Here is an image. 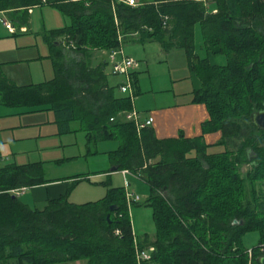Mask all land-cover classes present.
<instances>
[{
    "label": "trees",
    "instance_id": "1",
    "mask_svg": "<svg viewBox=\"0 0 264 264\" xmlns=\"http://www.w3.org/2000/svg\"><path fill=\"white\" fill-rule=\"evenodd\" d=\"M207 1L155 0L132 6L122 0H0V12L20 24L28 21L30 8L46 4L69 19L45 33L54 78L17 86L0 77L1 99L47 105L61 132L70 131L71 121L79 119L94 142L115 140L116 148L108 152L111 164L148 184L143 204L150 206L155 224L154 238L136 237L126 189L111 186L109 179L100 199L70 202L71 188L87 178L75 177L64 195L31 207L13 190L47 182L42 164H9L0 168V264L80 259L87 264H260L264 130L252 123L250 114L264 109V0H214L215 12L208 11ZM196 25L201 48L222 62L212 64L196 52ZM133 32L157 41L165 51L184 50L189 70L201 83L192 101L208 112L200 135L159 138L151 125L138 128L125 119L133 110L132 98L115 94L122 82L110 83L108 61L92 65L90 57L95 50L121 49ZM58 40L61 44L55 45ZM63 46L75 56L66 59ZM110 68L117 75L112 64ZM135 72H130L134 81ZM215 132L220 138L206 142L203 134ZM215 145L221 150L209 152ZM244 163L251 169L241 176L238 165ZM246 185H252L250 195ZM112 205L117 208L111 210ZM247 232L259 233L251 247L243 242ZM143 250L149 258H139L137 252Z\"/></svg>",
    "mask_w": 264,
    "mask_h": 264
},
{
    "label": "crops",
    "instance_id": "2",
    "mask_svg": "<svg viewBox=\"0 0 264 264\" xmlns=\"http://www.w3.org/2000/svg\"><path fill=\"white\" fill-rule=\"evenodd\" d=\"M135 1L137 5H143L154 2L155 0ZM46 6L54 8L51 5L46 4ZM207 7L208 11L215 12L217 10L214 0H208ZM35 8L36 7L31 8L28 12V21L24 24H20L16 17L8 13L0 12V77H3L8 83L17 86L39 84L49 81L55 76L54 58L50 45L45 40V33L50 29L64 25L61 24V26H58L57 24L40 22L39 16L35 15ZM5 19L14 26L15 32H10L5 27ZM198 27L200 28L199 25H196L195 45H199L200 50L204 52V56H207L212 64L222 62V57L212 54L211 52L206 53L204 49L201 48L203 40L202 33L201 38L197 35ZM124 43H131L140 47L155 43L161 52L165 51L157 41L149 39L142 40L136 32L130 33L127 39L122 42V44ZM175 48L183 50L182 48L173 47L165 52ZM98 52L99 50H95L91 54L90 60L92 65H96L101 61H106H95ZM63 55L66 59L75 56L71 50L64 46ZM107 72L109 74L110 83L112 85L118 83L114 80L116 77L110 74V69L108 70V67ZM189 72V77L192 78L191 83L193 88L190 91L191 96L187 101L178 103L176 101L167 106H153L150 108L148 115L144 117V119H141L145 120L150 116L153 117L151 126L154 128L156 136L159 138L178 137L180 133H183L186 137H194L202 133L201 124L208 119V112L203 104L192 101L193 92L200 88L201 83L192 71L189 70ZM114 91L117 96L123 95L118 88ZM138 93L139 89L137 86L136 94ZM1 98L2 92L0 91V168L9 164L26 165L39 162L43 166L45 173L44 177L47 179V182L42 184L13 190L24 203L31 207H43L46 200L55 199L64 195L70 188L75 177L86 176L87 178H83L80 182L88 181L103 186V196L107 191V186L104 184V181L107 179H109L111 186H119L111 183L112 174L118 172V170H111V167L115 166H112L108 153L115 149L116 146L111 148L104 147V149L95 148V144H97L98 141L104 143L108 141L116 142L115 140L100 139L94 142L93 139L88 136L85 123L79 119L71 121L69 124L70 131L61 132L53 110L47 108V105L38 108L37 106L9 103ZM81 131L84 132V134L79 136V132ZM220 135V132L203 134L206 142L210 144L216 142L220 138ZM70 136L74 137L65 139ZM74 148H82V152L74 154ZM83 148H85L84 151ZM97 155L105 156V159L99 162L97 161L98 163L95 166H91L90 170L88 169V171H90L89 173H93L92 175L83 172L84 170H79L81 172L69 176H46L44 163H48V165L55 164L54 170H56L59 168H66L68 164L82 157H86L87 160L92 158L93 160H100ZM119 172L123 174L122 186L126 191L133 192L130 190L132 184L127 180L126 175L128 173L131 175L134 174L127 170H121ZM80 182H77L75 186ZM75 186L71 188L68 195V200L70 202H74L70 200V198L73 192L72 189ZM143 237H145V235L140 238ZM54 264H87V261L85 259H80Z\"/></svg>",
    "mask_w": 264,
    "mask_h": 264
},
{
    "label": "rangeland",
    "instance_id": "3",
    "mask_svg": "<svg viewBox=\"0 0 264 264\" xmlns=\"http://www.w3.org/2000/svg\"><path fill=\"white\" fill-rule=\"evenodd\" d=\"M35 9V15L39 16L40 22L57 24L58 26L69 23L68 17L64 16L57 9L47 7L46 5L37 6ZM197 35L201 38V31L199 27ZM120 48L121 52L118 51L116 59L120 61L122 56H126L132 59L136 64V66L131 67L129 71L132 73H134L135 70L137 71L135 72L136 81H134V75L131 73V83L132 88L134 89L132 105L133 110L138 112L140 119H144V117L148 115L150 108L153 106H167L168 104H172L176 101L177 103L185 102L190 98V91L193 88L191 83L192 78L189 77L190 72L186 64L185 53L183 50L175 48L168 52H161L155 43L147 44L144 47L133 45L131 43H124L121 44ZM196 50L200 55H204V52L200 50L199 45H196ZM99 52L97 54L98 56L96 55L95 61L106 60L108 61V70L111 69L110 67L112 62L110 61V52L105 50H101ZM115 77V81L122 83L125 82L124 74L119 73L115 75ZM137 86L139 89L138 94H136ZM83 134L84 132H79V136ZM73 137L74 136H70L65 139H71ZM101 142L102 141H98L97 144H95V148L104 149V147L111 148L116 146V142L114 141L104 143ZM229 148V151H234L232 147ZM84 150L85 148H83V151ZM219 150H221V146L218 145L209 147L208 149L209 152ZM74 151V154L81 153L82 148H74ZM97 157L100 160H93V158L87 160L86 157H82L68 164V167L56 170H54L55 164L48 165V163H44L46 176H69L81 172L79 170H84L83 172L92 175L93 173H89L90 171H88V169L90 170L91 166H95L99 161L105 159V156L102 155H97ZM238 168L239 174H241V176H245L246 173L250 171L251 166L244 163L238 165ZM126 177L132 184L130 186V190L133 192L131 193L140 197V204H132L129 207L133 231L136 237H141L143 235L154 237L155 224L152 218V210L150 206L143 204L145 198L149 195V186L141 178H138V176L128 173ZM111 183L113 185L122 186V172H114L112 174ZM261 183V187L264 188V181ZM72 190L73 192L70 200L74 202L97 200L104 194L103 186L88 181L78 183ZM246 191L248 195H250L252 185H246ZM258 240V232H247L243 235V242L246 246L251 247L255 245Z\"/></svg>",
    "mask_w": 264,
    "mask_h": 264
},
{
    "label": "built area",
    "instance_id": "4",
    "mask_svg": "<svg viewBox=\"0 0 264 264\" xmlns=\"http://www.w3.org/2000/svg\"><path fill=\"white\" fill-rule=\"evenodd\" d=\"M122 1L127 3L128 5H132V6L137 5L135 0H122ZM30 10H31V8L29 9V11ZM4 24H5V27L10 32H15L14 26L8 20L5 19ZM118 51L121 52V49L113 50L112 52H110V61L112 62V71L114 73H117V74L120 73V74L125 75V82L120 84L119 89L122 93H125L132 98L133 88H132L131 76H130L129 69L131 67L136 66V64L132 59H130L129 57H126V56H122V59L120 61H118L116 59V54L118 53ZM124 117L127 120L133 121L138 128L149 126L153 122V117H151V116L145 120H141L139 118L138 112L135 110L126 112ZM123 172H126V171H123ZM126 199H127V204L130 207L132 205V203L135 201H138L140 199V197L138 195H135L134 193H131L130 191H126ZM249 252H251V251L249 250ZM137 253H138L139 258H144V259L149 258V252L148 251L143 250V251H139Z\"/></svg>",
    "mask_w": 264,
    "mask_h": 264
},
{
    "label": "water",
    "instance_id": "5",
    "mask_svg": "<svg viewBox=\"0 0 264 264\" xmlns=\"http://www.w3.org/2000/svg\"><path fill=\"white\" fill-rule=\"evenodd\" d=\"M59 44H61V40L55 41V45H59ZM250 120L258 129L264 130V109L252 112L250 114ZM111 170L115 171L116 167H111ZM116 208L117 207L115 205H112L110 207L111 210H114ZM239 222L240 221L236 219L233 220V223H239ZM259 262L260 264H264V254L259 257Z\"/></svg>",
    "mask_w": 264,
    "mask_h": 264
},
{
    "label": "bare ground",
    "instance_id": "6",
    "mask_svg": "<svg viewBox=\"0 0 264 264\" xmlns=\"http://www.w3.org/2000/svg\"><path fill=\"white\" fill-rule=\"evenodd\" d=\"M108 219H109V217H108Z\"/></svg>",
    "mask_w": 264,
    "mask_h": 264
}]
</instances>
